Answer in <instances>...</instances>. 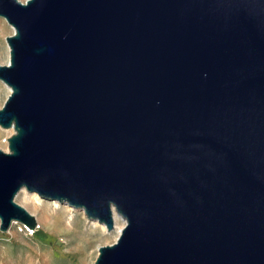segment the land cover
Returning a JSON list of instances; mask_svg holds the SVG:
<instances>
[{"label":"water","instance_id":"water-1","mask_svg":"<svg viewBox=\"0 0 264 264\" xmlns=\"http://www.w3.org/2000/svg\"><path fill=\"white\" fill-rule=\"evenodd\" d=\"M0 231L25 190L110 232L94 264H264V0H0Z\"/></svg>","mask_w":264,"mask_h":264},{"label":"rangeland","instance_id":"rangeland-1","mask_svg":"<svg viewBox=\"0 0 264 264\" xmlns=\"http://www.w3.org/2000/svg\"><path fill=\"white\" fill-rule=\"evenodd\" d=\"M0 20L2 21L0 23V64H6L9 59L6 37L12 35L13 31L3 17H0ZM4 27H7V32L3 31ZM7 96L8 91L0 80V108ZM7 130L0 127V149L4 151H7L8 137L13 133ZM15 201L35 216L38 226L35 229H29L19 222H14L7 232L0 231V264H94L99 254L98 248L113 244L118 237L116 230L108 232L107 229L102 230L99 226L98 230H91L94 220H88L85 213L79 209H76L78 211L75 214L80 222L76 225V230H69L66 225L69 212L66 204H59L61 207L56 209L59 219L65 223L59 224L56 230L54 225L56 216L51 215L48 221L43 217L45 206L39 210L34 209L31 203L24 200V195L21 193L16 196ZM85 238L92 239V247L83 248L82 240ZM90 252L93 254L88 258Z\"/></svg>","mask_w":264,"mask_h":264},{"label":"bare ground","instance_id":"bare-ground-1","mask_svg":"<svg viewBox=\"0 0 264 264\" xmlns=\"http://www.w3.org/2000/svg\"><path fill=\"white\" fill-rule=\"evenodd\" d=\"M0 23H2V21L0 20ZM5 26H7V25H5ZM11 28H12V26H10ZM3 28V27H2ZM7 28V27H6ZM6 28L4 27V30L3 31H6ZM2 30V29H1ZM12 31L14 32V30H13V28H12ZM7 32V31H6ZM2 33V32H1ZM13 34V33H12ZM3 84H4V82H3ZM4 86L6 87V89H7V91H8V94L10 93V88L6 85V84H4ZM7 131H9L10 133H12L13 132V129L12 128H10V129H8ZM6 145V147H7V144H5ZM4 149H6V148H4ZM21 194H23L24 195V200L26 201V202H28V203H31L32 204V206L34 207V209H36V210H39L41 207H43V206H45L44 207V210H45V213H44V215H43V217H44V219L46 220V221H48V220H50V216L51 215H55L56 216V220L54 221L55 223H54V225H55V227H56V230H58V225L59 224H65L64 223V221H62V219L60 220L59 219V213H58V211L56 210V209H58L59 207H61L59 204H61V203H59L58 201H45L44 199H42L38 194H36V193H29V192H27V191H25L24 189L23 190H21V192H20ZM19 193V194H20ZM67 205V204H66ZM67 208H68V210L67 211H69L68 212V216L66 217V225L69 227L68 229L70 230V229H72V230H76L75 228H76V225L77 224H79V222H80V220L78 221V217L76 216V212L78 211V210H76V208H73V207H70L69 205L68 206H66ZM80 210V209H79ZM80 211H82V213H85L84 212V210H80ZM64 220V219H63ZM92 229L89 227V229H91V230H98V226L102 229V230H106V226L104 225V224H101V223H99L97 220H94V221H92ZM124 225H125V220H123L121 217H119L117 214H116V212H115V210H113V230H116V232L118 233V236H119V234H120V231H121V229L124 227ZM99 228V229H100ZM60 229V228H59ZM76 232V231H75ZM109 232V231H108ZM95 233V232H94ZM102 234V233H101ZM113 234V233H112ZM81 236H83V235H81ZM105 236V235H104ZM93 238V237H92ZM92 239H90L89 240V238L88 239H83L82 240V242H83V248L85 249V248H89V247H92V241H91ZM92 249V248H91ZM84 251V250H83ZM91 251V250H90ZM92 254H93V252H90L89 254H88V258L89 257H91L92 256ZM84 259H85V257H84Z\"/></svg>","mask_w":264,"mask_h":264}]
</instances>
